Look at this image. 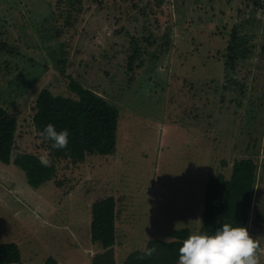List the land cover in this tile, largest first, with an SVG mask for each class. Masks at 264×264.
I'll use <instances>...</instances> for the list:
<instances>
[{"label": "rangeland", "instance_id": "obj_1", "mask_svg": "<svg viewBox=\"0 0 264 264\" xmlns=\"http://www.w3.org/2000/svg\"><path fill=\"white\" fill-rule=\"evenodd\" d=\"M56 1L0 0V103L18 118L16 148L51 161L50 147L33 124V107L42 90L71 95L70 74L120 106L118 146L113 155L77 165L55 160L56 180L37 190L19 167L0 162V240L16 242L25 264L48 258L92 264L101 248L90 240V205L112 194L115 264L151 239L158 247L153 263L168 264L171 259L159 249L173 250L175 259L183 240L200 231L208 177L221 183L230 178L234 159L252 156L259 178L246 228L264 248V125L256 150L236 143L241 120L237 108L227 105L238 94L217 80L222 60L216 56L221 58L219 51L242 16L239 9L249 11L247 1L83 0L72 26L51 15ZM150 33L160 45L147 49L144 68L125 85L130 38L139 34L145 48L141 35ZM260 64L248 75V90L256 95L264 90V61ZM249 66L246 62V73ZM178 110L183 118L175 116ZM258 115L262 121L264 112ZM191 130L206 149L199 148Z\"/></svg>", "mask_w": 264, "mask_h": 264}, {"label": "trees", "instance_id": "obj_2", "mask_svg": "<svg viewBox=\"0 0 264 264\" xmlns=\"http://www.w3.org/2000/svg\"><path fill=\"white\" fill-rule=\"evenodd\" d=\"M246 1L245 5H248L249 11L239 9L242 16L229 31L227 44L223 50L219 51L221 58L216 56L217 60H222V77L217 80H221L222 89L231 94H238V97L230 99V104L227 105H234L237 108L235 113L241 120L242 132L235 134L233 140L236 143L246 142L247 150L250 148L256 150L260 144L264 125V119L260 121L258 115V111L264 112V90L259 91L257 95L249 91L248 85L251 81L248 75L251 74L252 65L261 67L260 62L264 61V0ZM56 2V13L52 11L51 15L56 20L63 19L66 26H72L77 14L81 12L83 0H57ZM63 16L65 18H62ZM138 36L139 34L136 37L132 35L128 45L130 53L126 60V70L129 73V80L125 85H132L135 80L134 75L136 78L140 74V71L136 73L135 70L144 68V55L148 54L147 49L160 45L158 41L154 42L150 33V35H141V39L148 44L147 47L142 48L137 41ZM246 62L250 64L247 73ZM58 66L62 74H65V58L58 60ZM260 73L264 74V70ZM68 78L67 87L71 95L54 94L49 89L42 90L35 99L33 107L32 121L38 132L49 123L53 124L57 131L67 129L69 132V142L64 149H56L52 146V141H46L50 147L51 166L49 167L40 163L39 154L16 148L18 118L0 103V162L19 167L24 172L29 186L35 190L51 180H56L55 160L65 159L77 165L90 157L113 155L118 146L120 106L111 102L106 94L86 86L71 74ZM234 100H236L235 103ZM174 114L179 119L180 116L182 118L184 116L179 110ZM132 119L134 120V117ZM181 127L177 126L178 129ZM191 133H193L191 136L197 139L199 148L206 149L199 135L197 136L193 130ZM206 138L208 142L211 140L209 137ZM212 139L214 140L213 137ZM136 144L145 146V141L142 138H136ZM258 169L257 161L252 156H246L232 161L230 178L223 182H216L215 176L208 177L204 189L200 234L214 235L228 218L232 221L230 225L233 227H247L258 184ZM115 221L114 195L101 196L92 200L89 235L91 242L101 248L100 252L93 255L92 264H115L112 249L116 237ZM154 241L149 240L142 250L128 253L121 264H155L153 263L154 253L150 257L139 259L146 249L153 248ZM156 249L158 250V247ZM159 250L166 251V256L171 259L168 264L178 261L179 254L174 259L173 250L170 251L171 253L166 247ZM0 264H25L16 242L0 240ZM43 264L58 263L48 258Z\"/></svg>", "mask_w": 264, "mask_h": 264}, {"label": "clouds", "instance_id": "obj_3", "mask_svg": "<svg viewBox=\"0 0 264 264\" xmlns=\"http://www.w3.org/2000/svg\"><path fill=\"white\" fill-rule=\"evenodd\" d=\"M38 135L44 141H52L56 149L66 148L69 142L68 130L57 131L51 123L39 131ZM39 161L45 167L51 166L46 154L41 155ZM154 252V247L146 249L139 259L150 257ZM262 254L264 248L249 235L246 227H233L225 223L214 235L192 233L183 240L178 264H259Z\"/></svg>", "mask_w": 264, "mask_h": 264}]
</instances>
